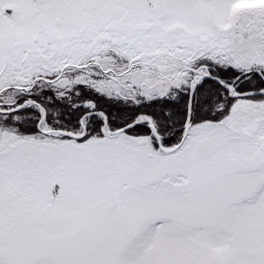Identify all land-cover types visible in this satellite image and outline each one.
I'll use <instances>...</instances> for the list:
<instances>
[{"label": "snow or ice", "instance_id": "1", "mask_svg": "<svg viewBox=\"0 0 264 264\" xmlns=\"http://www.w3.org/2000/svg\"><path fill=\"white\" fill-rule=\"evenodd\" d=\"M0 264H264V0H0Z\"/></svg>", "mask_w": 264, "mask_h": 264}]
</instances>
